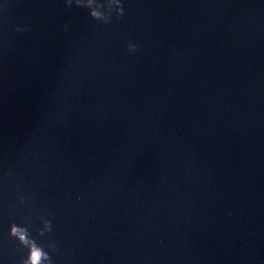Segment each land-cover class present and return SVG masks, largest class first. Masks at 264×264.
Instances as JSON below:
<instances>
[{"label":"water","instance_id":"obj_1","mask_svg":"<svg viewBox=\"0 0 264 264\" xmlns=\"http://www.w3.org/2000/svg\"><path fill=\"white\" fill-rule=\"evenodd\" d=\"M81 4L0 0V264H264V0Z\"/></svg>","mask_w":264,"mask_h":264},{"label":"clouds","instance_id":"obj_2","mask_svg":"<svg viewBox=\"0 0 264 264\" xmlns=\"http://www.w3.org/2000/svg\"><path fill=\"white\" fill-rule=\"evenodd\" d=\"M65 4L70 6L72 4V0H65ZM75 4L77 6H82L87 8V5L81 4V0H75ZM88 9L89 15L94 18L98 19V13L92 9ZM124 13L123 5L121 4V0H119V7L117 9V15L116 17L119 18ZM67 25H65V28ZM17 31H21L19 28L16 29ZM125 47L129 52H135L138 50V46L133 43L131 40L126 41ZM24 197H21V200H23ZM44 226L47 232L51 231V221L49 219L44 220ZM9 233L12 236H15L18 238L21 244L25 245L27 247V256L22 261V264H44L45 261H47V264H53V261L51 257L49 256L48 252L44 251V249L40 246H38L34 239H32L29 235L28 229L26 227L17 225L15 223H12L9 226ZM43 235V231L40 233ZM54 248V246L52 245Z\"/></svg>","mask_w":264,"mask_h":264}]
</instances>
